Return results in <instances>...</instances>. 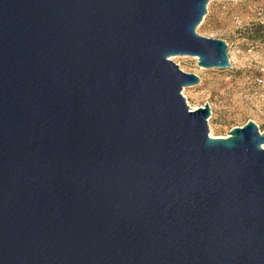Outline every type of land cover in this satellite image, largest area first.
<instances>
[{
    "label": "water",
    "instance_id": "1",
    "mask_svg": "<svg viewBox=\"0 0 264 264\" xmlns=\"http://www.w3.org/2000/svg\"><path fill=\"white\" fill-rule=\"evenodd\" d=\"M210 1L0 0V264H264V132L171 61L231 67Z\"/></svg>",
    "mask_w": 264,
    "mask_h": 264
},
{
    "label": "rangeland",
    "instance_id": "2",
    "mask_svg": "<svg viewBox=\"0 0 264 264\" xmlns=\"http://www.w3.org/2000/svg\"><path fill=\"white\" fill-rule=\"evenodd\" d=\"M196 29L202 37L227 44L231 67L203 69L192 57L171 61L186 74L200 79L184 88L191 110L209 105L210 138H228L234 128L254 123L264 132V0H211Z\"/></svg>",
    "mask_w": 264,
    "mask_h": 264
}]
</instances>
